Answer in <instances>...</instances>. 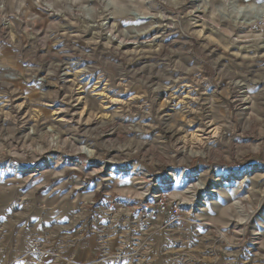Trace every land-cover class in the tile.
Instances as JSON below:
<instances>
[{"label": "rangeland", "instance_id": "374dc122", "mask_svg": "<svg viewBox=\"0 0 264 264\" xmlns=\"http://www.w3.org/2000/svg\"><path fill=\"white\" fill-rule=\"evenodd\" d=\"M262 7L0 0V264H264Z\"/></svg>", "mask_w": 264, "mask_h": 264}, {"label": "built area", "instance_id": "2783aa9c", "mask_svg": "<svg viewBox=\"0 0 264 264\" xmlns=\"http://www.w3.org/2000/svg\"><path fill=\"white\" fill-rule=\"evenodd\" d=\"M252 32H255L258 36L262 38L264 41V0H263V7L261 15L253 20L249 26ZM169 193H162L157 196V206L160 212L165 213L168 209L167 200H168ZM174 215H178L179 209L175 206L174 208Z\"/></svg>", "mask_w": 264, "mask_h": 264}, {"label": "trees", "instance_id": "16d2710c", "mask_svg": "<svg viewBox=\"0 0 264 264\" xmlns=\"http://www.w3.org/2000/svg\"><path fill=\"white\" fill-rule=\"evenodd\" d=\"M89 232H90V230H89Z\"/></svg>", "mask_w": 264, "mask_h": 264}]
</instances>
